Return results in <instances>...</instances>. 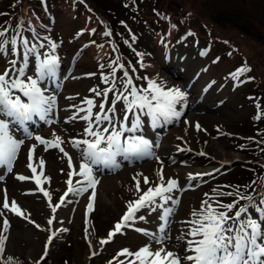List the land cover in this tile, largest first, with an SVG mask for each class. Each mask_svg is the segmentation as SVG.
<instances>
[{"label": "rangeland", "instance_id": "374dc122", "mask_svg": "<svg viewBox=\"0 0 264 264\" xmlns=\"http://www.w3.org/2000/svg\"><path fill=\"white\" fill-rule=\"evenodd\" d=\"M5 1L8 3V0ZM30 2V0H21L20 7L23 8L30 5ZM188 2L199 4L196 5L197 9L194 10L195 16L201 19L204 17L216 35L221 36L224 33V36L232 39L231 45L235 47L233 54H237L236 57L230 60L224 58L223 54H219L217 47H211L212 45L209 44V41H199L195 37L185 35L174 44L175 56H177V52L181 51V61L176 62L175 60L170 66L169 60L164 67L154 66V68L147 61L142 62L146 70L154 71V74L150 76L151 73L144 72L141 64L140 66L134 65L139 60L137 52L133 50L130 41V39L133 40V37H135V40H133L135 42L139 41L138 37L145 38L148 41L152 40L149 35L143 37L144 22L146 21L147 23L149 13L135 6V1L131 0H91V3L96 8L102 10V18H104V14L107 15L106 25L92 26L84 24L80 26V31L78 29L76 31V34H84L81 35L80 39V43H83L81 44L82 47L88 44L86 35L90 36L95 42L89 47L91 55L87 53L89 63L73 62L77 57L76 53L61 52L72 60L73 68L67 80L65 79L64 90L60 91L64 93L57 95L58 105L61 108L60 120L58 123L52 124L53 133L59 135L62 139L63 136H66L62 146L66 150H72L73 154L78 158V153L71 148L68 140L73 136L79 138L77 134L82 131L84 122L76 120L65 123L66 118L75 111L74 109H69L68 106L80 104L83 97L94 98L97 105L101 102V97H96L89 89L107 87L101 81L100 73L103 71L108 74L110 69L107 65L116 58V55H119V51L123 55L124 49L129 58H120V62L125 67L117 72V77H122L123 71H128L137 85L146 86V81L135 79L136 76H146L156 80L158 83H163L165 87L176 85L188 93V99L181 110L187 107L188 111L189 108L193 111H189L179 120H176V123L172 125V131H168L167 123L162 121L154 129L151 128L153 126L150 122L148 124L143 122V134L150 141L153 140L151 141L153 143V152L155 156L160 157V161L163 163L165 178L168 175L175 176L181 183V188L185 189L184 191L172 193L173 197L180 201L175 206V214L171 218L170 234L173 240L184 227L180 222L189 219L191 209L193 207L199 208L200 201L205 199L204 193L211 194L212 189L232 191L238 186L241 191L253 197H256L255 192L258 194L264 193V185L260 188H254V191L251 188L244 187L249 185L254 177L258 178L260 175L262 176V182H264V0H188ZM6 3L4 2V4ZM184 6L187 5L184 4ZM222 7H227L242 14L245 18L243 27L237 28L224 23L222 20L210 19V14L220 11ZM0 8H2L1 0ZM113 11L116 16H114ZM129 20H131L130 23H128ZM133 28H136L135 31ZM58 29L62 32L63 37L58 38L56 36V42L59 39L69 42V31L64 27ZM93 29H95V32L92 31ZM106 29L110 30L111 36L105 37L103 35ZM112 39H114L113 42L118 47V52L112 50L110 41ZM59 44L61 46H69L64 42H59ZM110 48L112 50L111 56H109ZM210 48L211 50L208 52ZM223 51L227 52L226 49H223ZM202 52L204 53L203 55H201ZM204 55L203 65L205 67H210L211 65L213 68L211 70L208 69L209 72L205 78H201L203 69L199 67L201 71L199 73L195 69L202 63ZM240 58L243 64L237 63ZM7 60L4 61V68L8 66ZM64 63L67 64V61ZM176 63L178 64L177 67L174 66ZM101 64L105 65L103 69L99 67ZM227 64L235 66L233 73L241 67L246 66L248 69H251L252 66L254 67L250 74H240L238 78H233L232 74H228L223 69L224 66H229ZM182 67L184 72L181 71ZM4 68H1L0 65V72H3ZM133 69H135L134 72ZM253 72L256 74L254 77H252ZM88 73H95V75L89 76L87 75ZM197 82L199 84L194 89ZM205 82L208 83L206 87H209L206 91L207 93L204 92L205 89L201 90ZM247 82L249 84L245 86ZM215 86L216 90L213 92ZM119 87L120 84L117 81V88ZM111 96L112 94L110 93L109 100L105 104L106 107L111 106ZM65 97H73V99L68 100ZM198 98H200V101H197ZM257 105H259V108ZM116 108L117 115L122 119V104L117 103ZM261 109L263 110L262 113L259 111ZM98 110V107L94 109V111ZM257 116L260 118L257 119ZM197 123L200 124L201 131L196 130L195 125ZM256 128L262 130L257 135L259 140L251 138L254 137L252 131H255ZM53 133L37 131V134L45 135L47 139H52ZM21 135L22 133L18 131L17 136ZM177 137L181 139H177ZM235 138L241 141L240 151L234 149ZM156 141L159 143V147H155ZM25 144L28 146L37 145L34 163L38 165V158L44 159V175L50 179L43 183L42 187L51 194L52 202L56 203L60 193L65 190L66 186L67 177L61 171V169H67L65 159H61L63 154L58 149L45 151L44 146L39 145L35 139H27ZM177 145L180 148L190 150L178 151ZM251 146L254 149H249ZM200 152H204L206 155H198ZM250 152L252 153L249 154ZM222 154H225L226 160L223 159L221 161ZM146 159L123 165L111 173V170L109 172H99L94 169V174L99 183L95 189L96 196L93 211L87 215L89 235L86 240L84 213L87 210L88 197L91 195L92 190L89 189L88 192L80 195H68V200L66 199V202L54 214L53 224L49 226L46 221L51 217L52 212L48 207V200L43 196L42 192L37 190L33 180L21 181L16 178L17 175L29 177L32 175L31 171L26 167L27 149L22 146L17 159L13 163L12 172L6 171L0 176V212L4 213L0 215V231H2L5 218L9 220L10 225L8 231L4 233L7 236L5 253L0 258L6 259L11 256L16 260V264H25L28 261L30 264H34L38 260L41 262L40 264H108L109 261H112L117 256L118 251L121 249L128 248L135 251L139 248L137 244L139 246L148 244L149 238L146 235L143 234L146 239L134 234L132 237H127L126 233L130 231L127 230L125 234H116L108 244L99 245V239L107 236L108 231L114 226L113 223L122 216L126 203L137 198L133 177L137 173H143V176H147L153 184L158 181L156 172L160 169L161 162H158L155 158ZM203 159L206 164L215 161L219 170L207 177V180L209 179L208 183L204 184L202 182L197 188L185 187L188 185V179L185 176L188 175L187 173H194L198 165L196 162L199 163ZM256 159H259V161ZM251 161H258L259 165L255 168L240 170L241 166H252ZM175 168H180L181 171L187 173L181 174ZM39 171L40 169L37 167V172ZM138 179H140L141 188L146 190L147 186L143 184V177ZM226 185L231 187L224 188L223 186ZM5 192L9 204H11L12 200H15L18 206L29 216V219L40 224L45 231L37 229L34 224L28 223L24 218L3 209L2 204ZM219 199L224 203H229L233 197H219ZM240 203L243 204L242 201ZM137 215L146 216V222L143 221V226H146V229L147 227H152L155 231L161 223L157 219L158 213L148 214V209H143ZM137 221L135 226L140 228L141 221ZM90 223L94 230L97 229L96 235L93 234ZM49 228L51 231H48ZM63 229H67V231H62ZM90 230L94 241H91ZM51 232H56V236L53 242L48 245L47 255L45 256L44 246L47 242V236ZM69 240L72 242L71 245L68 243ZM89 241L94 247H89ZM158 247H160L159 244H153V251ZM172 250L177 251L176 248H172ZM93 251H96L98 255L92 256L91 253ZM18 255L20 258L25 259L24 263L22 260L14 258L18 257ZM41 256H44L43 260H40Z\"/></svg>", "mask_w": 264, "mask_h": 264}, {"label": "snow or ice", "instance_id": "6c2138e0", "mask_svg": "<svg viewBox=\"0 0 264 264\" xmlns=\"http://www.w3.org/2000/svg\"><path fill=\"white\" fill-rule=\"evenodd\" d=\"M31 31L32 41L19 31L12 36L8 35V28L0 31V56L7 57L10 49L13 57L7 60L8 66L0 72V166L12 172L13 163L21 147H26V167L32 175L31 177L17 175L16 178L21 181L33 180L37 190L48 200V207L53 214L66 202L65 198L69 194L80 195L91 189L87 210L84 213L86 225L84 231L87 240V215L93 211L95 189L99 183L94 169L97 166L111 170L118 169L120 163L117 157L128 161L155 158L161 162V167L156 172L158 181L153 184L147 176H143V173H137L133 177L137 198L126 203L122 216L108 231L107 236L99 239V245L108 244L116 234H122L125 228L133 227L137 220L146 222L145 215H137L143 209H148V214L158 213L157 219L161 223L155 231L135 228V231L146 235L149 242L135 251L128 248L118 251L117 256L113 258L118 264H264V193L257 203L255 197L241 191L239 186L232 191L212 189L211 194L204 193L205 199L200 201L199 208L191 209L189 219L180 222L184 227L175 240L170 234L171 218L175 214V206L180 202L172 193L185 189L181 188L177 179L165 178L163 163L160 157L154 155L153 143L143 134L142 117L149 118L153 127L158 126L161 120L165 123L179 120L182 113L177 110V105L187 96L180 87H165L163 83L146 76H136V80L146 81V86L137 85L128 71H123V76L117 77V72L125 67L117 56L107 65L110 69L109 73L105 74L103 71L100 73V79L107 87L89 89L96 97H101V102L97 105L94 98L83 97L80 104L68 106L75 111L66 118L65 123L76 120L84 122L82 131L77 134L79 138L73 136L68 140L71 148L78 153V158L65 150L62 146L64 140L55 133L52 139L33 136L27 124L33 122L34 117H38L46 124L58 122L52 119V114L58 108L57 91L61 85L57 82L59 69L57 43L48 36L41 38L34 29ZM92 31L95 32V29ZM103 35L111 36L110 30L106 29ZM115 50L113 46V51ZM203 54L202 52L201 55ZM137 56L141 54L137 53ZM140 63L143 67L142 60ZM99 67L103 69L105 65L101 64ZM249 70L246 66L241 67L232 73V76L238 78L240 74ZM87 75L93 76L95 73ZM117 81L120 84L119 88ZM50 83L55 84L56 91L50 90L48 87ZM110 93L111 106L106 107ZM65 99L71 100L73 97H65ZM117 103L122 104V119L117 115ZM97 107L99 110L94 111ZM257 107L259 108V105ZM195 128L197 131L202 130L199 123ZM18 131L22 133L19 137ZM27 139H35L39 145L44 146L45 151L58 149L63 154L61 159H66L67 169L61 171L67 177L65 181L67 190L59 197L58 203H53L51 194L42 187V184L50 179L44 175L45 161L43 158H38V165L34 163L37 145H26ZM177 139L181 138L177 137ZM155 147H159L158 142ZM177 150L190 149H183L177 145ZM199 155L204 156L206 153L200 152ZM37 167L40 169L39 172ZM211 174V172L189 173L187 179L192 182ZM139 177H143L146 190L141 188ZM188 186L191 187V183ZM219 197H233V199L229 203H224ZM241 201L246 203L242 204ZM2 207L34 224L37 229L45 231L40 224L29 219L15 200L9 204L6 192ZM3 214L0 212V215ZM53 218L47 220L49 226L53 224ZM9 226V220L5 218L0 231V257L5 253L7 236L4 233L8 231ZM48 231L51 229L49 228ZM55 236L56 232H51L47 236L44 246L45 256L48 245L53 242ZM153 244H159L160 247L153 251ZM89 247H94L91 241ZM172 248H176L177 251H173ZM91 255L96 256L98 253L93 251ZM43 259L44 256H41L40 260ZM0 264H16V262L13 257L8 256L0 260ZM34 264H40V261H35ZM108 264H112V261Z\"/></svg>", "mask_w": 264, "mask_h": 264}, {"label": "trees", "instance_id": "16d2710c", "mask_svg": "<svg viewBox=\"0 0 264 264\" xmlns=\"http://www.w3.org/2000/svg\"><path fill=\"white\" fill-rule=\"evenodd\" d=\"M68 1H73L76 5L79 4V2L77 0H68ZM91 3V0H88ZM184 1L183 0H160L158 2L159 8L155 7L156 10H160L162 15H156L154 16V14L152 15V17L149 19L150 22L153 25V29H155L157 31V34L159 35V37H163L162 35H164V31L166 29H170L171 30V35L172 36H177L179 34H181L184 31H194L195 27L200 24L198 18L195 16V14L193 13V11L187 7L184 6ZM170 7H176V8H170ZM181 9V10H179ZM86 12H88V9H85ZM179 10V11H176ZM95 11L97 12L98 16L100 17L101 20V15L103 14V12L97 8H95ZM80 14L83 18L84 21H88V20H92L93 22L97 19L96 17H92L89 16L87 14H83L82 10H80ZM107 16L105 15V21H106ZM43 22L44 21V17H42ZM194 20V22H193ZM41 20H36L33 23V27L35 28V30L40 31L41 29H39V26L41 23H43ZM32 24V22H31ZM45 24H47L45 22ZM175 26V27H173ZM225 34L219 36L220 38H222L223 40L226 41H231L230 38H228L227 36H224ZM167 37H169V34L166 35ZM230 45V44H229ZM233 48V51H235V47H233L232 45H230ZM71 245V242H69ZM19 260H22L19 258ZM16 262V260H14ZM23 261V260H22Z\"/></svg>", "mask_w": 264, "mask_h": 264}, {"label": "water", "instance_id": "95a60500", "mask_svg": "<svg viewBox=\"0 0 264 264\" xmlns=\"http://www.w3.org/2000/svg\"><path fill=\"white\" fill-rule=\"evenodd\" d=\"M216 17H218L220 19L227 20L228 22H231V23H233L236 26H240L243 23V20L239 16H237L235 14L220 13Z\"/></svg>", "mask_w": 264, "mask_h": 264}, {"label": "bare ground", "instance_id": "6f19581e", "mask_svg": "<svg viewBox=\"0 0 264 264\" xmlns=\"http://www.w3.org/2000/svg\"><path fill=\"white\" fill-rule=\"evenodd\" d=\"M228 158V157H227ZM221 159H226V156H225V154H222V158ZM215 164H212V166H214ZM14 182V181H13ZM11 186V185H10ZM20 186V185H19ZM14 187V186H13ZM18 187V186H17ZM13 189V188H12ZM17 190H19V189H17ZM20 193V192H19ZM26 200V199H25ZM27 201H29V200H27ZM33 203V202H32ZM34 205V204H33ZM41 207V206H40ZM35 208V207H34ZM33 208V209H34ZM37 213V212H36ZM37 215H38V213H37ZM78 226V225H77ZM82 227V226H81ZM76 231V230H75ZM78 231V230H77ZM79 233V232H78ZM28 237V236H27ZM33 246V245H32ZM84 249V248H83ZM86 250H87V248H86ZM88 253V252H87Z\"/></svg>", "mask_w": 264, "mask_h": 264}]
</instances>
